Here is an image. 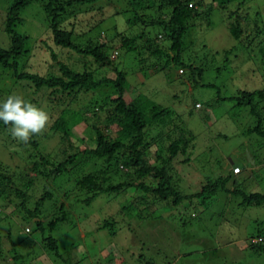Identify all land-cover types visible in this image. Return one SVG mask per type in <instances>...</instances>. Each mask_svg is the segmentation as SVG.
Here are the masks:
<instances>
[{"label":"rangeland","instance_id":"1","mask_svg":"<svg viewBox=\"0 0 264 264\" xmlns=\"http://www.w3.org/2000/svg\"><path fill=\"white\" fill-rule=\"evenodd\" d=\"M37 1L19 11L22 18L19 31L37 41V49L32 51L26 65L30 64V71L39 74L56 73L57 67L41 44L47 23ZM117 1L98 0L75 8L91 11L100 6L103 9L115 6L119 15L107 17L103 28L116 26L126 36L140 32L142 25L139 23L132 29H121L122 25L125 26V19L132 15L124 13L123 3ZM9 2L0 0L2 20ZM200 3L193 4L197 17L189 18L185 23L182 55L185 62L200 65L201 74L192 75L188 67L179 73L182 67L175 64H169L163 70L162 60L159 62L145 50L125 54L123 49L119 50L120 41L115 32L108 34L107 39L105 30L95 35L91 29L81 40H76L84 46L88 41L101 43L109 40L114 44L113 51H120L119 58L114 61L127 70L125 102H132L141 94L147 101L141 97L140 108L145 109L148 116L162 109L166 111L160 118L150 119L144 129L147 143L144 158L156 170L165 169L171 186L180 195H197L182 200L177 206L161 201L156 195L141 193L133 187L137 181L133 169L119 164V170L105 173L100 183L106 186L132 182L131 187L116 193H97L86 204L83 201L86 193L76 188L75 180L96 168L102 170V162H84L79 156L75 168L68 166V171L61 175L35 176L34 162L40 161L38 156L34 160L32 148L28 145L23 148L20 142L2 130L0 172L9 176L14 184L6 185L25 191L23 180L27 175L35 177L27 191L29 197L25 207L29 210L44 191L50 196L43 199L36 216L30 217L12 190L0 193V264H264V203L242 206L240 197H232L222 190L224 186L234 188L227 182L223 184V176L231 165H240L248 168L249 174L247 177L242 175L244 182L237 188L264 193V138L248 132V128L257 124V117L249 113L248 106L234 103L237 90H264V0H233L223 9L211 0H201ZM235 10L241 24L246 26L240 44L228 29ZM254 22L263 30L257 32ZM2 26L0 45L6 46L9 40L3 35ZM149 30L150 35L155 36L159 28L152 26ZM136 42L141 44L142 39ZM166 45L167 42L162 43V46ZM225 49H230V53L226 54ZM60 50L58 59L69 61V65L80 72V56L68 49ZM69 54L74 56L69 58ZM114 56L112 53V58ZM140 58H144L143 64L139 63ZM155 68L160 70L155 72ZM1 75L0 104L11 94H19L27 102L29 98L39 101L46 94V91L33 93L29 88L24 90L19 84H13L7 74ZM203 82L207 84L203 85ZM98 91L115 97L110 87H100L96 93ZM84 95H87H82L85 103L88 98L95 97L93 91ZM149 100L153 105L148 108ZM196 103L200 106L195 107ZM257 104L262 106L263 101ZM61 107L55 110L58 112ZM112 107L111 104V111ZM260 114L264 129V108ZM55 115L57 113H53ZM92 124L88 117L86 122L71 127L67 139L70 147H66L70 153L91 147L96 141ZM96 124L104 134L114 136L110 127L105 130V126ZM174 140L182 142L177 153L171 155L168 145ZM58 143L59 137L54 136L39 152L47 153L53 160L64 158L66 155H61V149L65 140ZM245 152L254 160L253 164L246 160ZM139 180L155 186L158 176ZM202 189L204 191H200ZM142 195L146 199L141 200ZM60 204L65 219L49 230L47 223L60 215ZM38 220L42 222L43 231L34 227ZM26 228L30 230L27 232ZM258 235L262 237L260 251L259 245L254 247L251 244ZM47 237L54 238L55 252L47 247Z\"/></svg>","mask_w":264,"mask_h":264},{"label":"trees","instance_id":"2","mask_svg":"<svg viewBox=\"0 0 264 264\" xmlns=\"http://www.w3.org/2000/svg\"><path fill=\"white\" fill-rule=\"evenodd\" d=\"M32 1L37 0H10L6 8L4 20L0 19V26L1 24L3 25L1 27L2 33L9 40L8 45L2 46V43L0 45V77L3 76L1 74H7V76L13 79V84H19L24 90L29 88L33 93L38 91L45 93L46 91V97H40L39 101L37 99H28L29 103L47 113L49 120L46 131L42 135H33L26 144L20 142L23 148L27 145L32 148L31 156L33 159H37L35 156H38L40 159L39 162H34L35 169L37 170L35 176L39 175L44 178L45 176L61 175L68 171V166L75 168L77 165L76 161L80 156L84 162L100 161L104 164L102 170L96 168L91 172L79 175L75 180L76 188L86 193V197L83 200L86 204L90 203L97 193H116L131 187L132 182H118L117 184H108L106 186L100 183L105 173L119 170V164L121 167L133 169L132 172L137 180L133 187L139 189L141 193L150 192L161 201L170 202L172 205L177 206L182 200L197 195L193 194L189 195V197L180 195L171 186L170 176L166 173L165 169L156 170L147 163L143 156L144 147L147 146L144 129L150 119H158L165 115L166 111L162 109L151 117L148 116L146 110L140 108L141 97H144V100L147 101V98L141 94L137 95L136 100L129 103L125 102L124 95L128 91L125 88V85L128 83L127 70L114 60L119 58L120 49H123L122 52L125 54L145 50L159 62L162 60L163 70H166L169 64H175L178 67H182L179 68V73H182L188 67L191 69L192 75L201 74V66L185 62L182 55L185 47L183 38L187 27L185 23L189 18L197 17L193 4L197 6L201 4V0H195L193 3L192 0H119V3L120 1L123 3V12H130L132 15L125 19L123 22L125 26L122 25L121 29L124 31L132 29V26L137 23L142 25L140 32H136L130 36H126L123 32L117 30L116 26H113V28L110 26L109 29L107 27L103 28L102 24L107 21V17L111 16L114 18L116 15H119L117 9L114 8L115 6L109 7L111 9H103L100 6L96 10L89 11L86 9L79 11L76 10L75 6L92 4L98 0H47L46 2L38 0L39 6L45 13L44 16L47 23V28L43 33L45 37L41 38V44L46 48L50 60L57 67V74L52 71L39 74L36 71H30L32 68L30 64L26 65L32 51L37 49V41H33V38L27 33L19 31L18 25L22 23L19 11L30 5ZM114 1L118 2L117 0ZM211 1H214L223 9L227 7L226 4L228 2L233 0ZM241 2H239V5L242 4ZM189 3L191 6H188ZM232 12L234 18L229 22L228 29L232 37L235 40H239L246 26L241 24L237 11ZM245 17H247V13ZM254 24L257 32L263 30L262 27L257 26L256 22ZM152 26L159 28L155 36L150 35L149 29ZM91 29L95 35L105 30L106 38L108 34L115 32L116 37H119L120 43L118 47L120 51H113L114 44H111L109 40L101 43H91L88 41L85 46L81 45L80 41L76 42V40H81L83 34ZM137 39H142V43L138 44L136 42ZM164 42H167L166 46H162ZM240 42L239 40V44ZM60 49H68L69 52L73 51L74 54L80 56H78L81 60L79 64L82 67L80 72L75 71L69 65V61L65 62L58 59L62 51ZM112 53H115L113 58ZM225 53H230V49H225ZM72 56L68 55L69 58H72ZM85 58H87L86 61L84 60ZM139 63L143 64L144 58H140ZM154 70L158 72L160 69L155 68ZM206 84V82H203V85ZM100 87H110L115 97L112 96L111 98V95L107 92L100 93L98 91L96 93V90ZM91 91L95 93V97L88 98L85 103V97L83 96H87L84 94ZM59 94L61 95L58 96ZM234 100V103L238 106H248L249 113L257 117V124L248 128V132H255L264 138V129L261 126L263 116L260 114L264 108V90H237ZM259 101H263L262 106H258L259 104L257 103ZM111 104L113 106L112 111ZM152 105L153 102L148 105V108L152 107ZM58 106L62 107L57 112L55 109ZM152 109L155 110L156 108L153 107ZM53 113H57V115L53 116ZM87 115L93 121L92 129L96 135V141L92 142L93 144L91 143V147H84L81 150L70 153L66 147H70L67 139L69 138L71 127L78 122H86ZM96 123L105 126V130L108 129L107 127H110L114 132V136H109L107 133L104 134ZM11 127L12 125H5L0 120V131L4 130L10 134ZM54 136L59 137V143L65 140L61 149V155L64 153L66 157L55 158L53 160L49 158L47 153L39 152L40 148L44 150V146L47 147L46 145L43 146V144ZM181 142L180 140H174L168 145V151L171 155L177 153ZM183 149L182 147L180 150L183 152ZM39 153L42 154L40 155ZM119 153H121V156ZM234 166L239 167L237 173H233L232 171ZM247 169L245 166L231 165L227 174L223 176V184L227 182L234 188L229 189L226 185L227 187L225 188L224 186L222 190L233 195L232 197H240V205L242 206L261 205L264 203V193L242 191L237 188L241 182H244L243 176H248L249 171ZM156 175L158 176V181L155 186L152 184L148 185L143 180H139L140 178L154 177ZM26 177L22 184L23 187H26V190L23 191L19 188L13 189L7 186V183L13 184V181H11L9 176H4L0 172V193L4 194L6 191L12 190L14 195L20 198V206L25 209L28 216L32 217L36 216L40 204L44 201L43 199L48 198L50 193L44 191L35 200L33 209L29 210L25 207V203L28 200L27 197H29L27 191L32 187L31 185L35 177L30 175ZM216 183L213 184L215 188L217 187ZM211 193H215V191ZM140 199L146 198L142 195ZM225 200L227 201L226 198ZM62 208V204H60V215L48 221L47 226L49 230L57 222L65 219ZM34 227L43 231L42 222L39 220L35 221ZM29 230L28 228L26 231L28 232ZM258 238L260 240H256ZM256 239H252L251 242L254 247L261 243L262 237L258 235ZM46 243L47 247L55 252L56 242L54 238L47 237ZM258 248L260 251L263 247L259 245Z\"/></svg>","mask_w":264,"mask_h":264},{"label":"clouds","instance_id":"3","mask_svg":"<svg viewBox=\"0 0 264 264\" xmlns=\"http://www.w3.org/2000/svg\"><path fill=\"white\" fill-rule=\"evenodd\" d=\"M196 104L195 107L200 106ZM0 120L5 125H12L10 135L13 139L26 144L33 135H42L46 131L49 118L47 113L25 101L21 95L11 94L0 104Z\"/></svg>","mask_w":264,"mask_h":264},{"label":"water","instance_id":"4","mask_svg":"<svg viewBox=\"0 0 264 264\" xmlns=\"http://www.w3.org/2000/svg\"><path fill=\"white\" fill-rule=\"evenodd\" d=\"M245 158H246V160H247L250 164H253L254 161H253L252 158H250L248 152H245Z\"/></svg>","mask_w":264,"mask_h":264},{"label":"built area","instance_id":"5","mask_svg":"<svg viewBox=\"0 0 264 264\" xmlns=\"http://www.w3.org/2000/svg\"><path fill=\"white\" fill-rule=\"evenodd\" d=\"M199 104H196V106H198ZM232 171H233V173H237L238 171H239V167L238 166H234L233 168H232ZM26 230H28V228H26ZM256 240H260V238H258V239H256Z\"/></svg>","mask_w":264,"mask_h":264}]
</instances>
